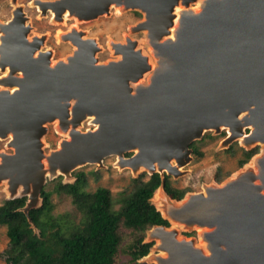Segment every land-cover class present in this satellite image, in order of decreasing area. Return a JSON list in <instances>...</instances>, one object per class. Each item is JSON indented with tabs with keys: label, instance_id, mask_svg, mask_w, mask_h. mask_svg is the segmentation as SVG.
Instances as JSON below:
<instances>
[{
	"label": "water",
	"instance_id": "water-1",
	"mask_svg": "<svg viewBox=\"0 0 264 264\" xmlns=\"http://www.w3.org/2000/svg\"><path fill=\"white\" fill-rule=\"evenodd\" d=\"M193 1L54 0L59 19L67 11L69 18L91 20L119 4L124 11L139 12L143 19L135 34L143 33L142 43L151 50L144 52L134 39L117 47L120 58L95 64L99 50L94 39L79 40L77 33V49L54 68L48 67L47 57H32L41 40L25 46L30 26L25 27L20 6L13 10L8 27L14 33L4 30L5 25L0 32V68L10 67L12 77L6 83L17 87L0 90V137L6 139L10 130L7 145L13 150L0 164V184L8 186L5 200L26 197L21 211L27 216L41 206L36 203L47 177L100 166L111 156L144 166L161 181L164 175L177 177L180 171L171 160L184 167L193 142L206 132L228 128L253 143H239L245 150L259 148L257 170L247 162L230 179L180 200L171 199L160 184L150 202L169 226H153L148 235L154 230L169 233L160 244L149 237L144 242L155 241V249L165 254L154 257L156 264H264V0H204L198 12L181 14L170 39L175 5L189 7ZM148 72L149 80L134 86ZM70 101L74 126L92 115L97 127L72 130L69 142L50 151L49 169L44 170L41 139L46 125L58 118L65 130ZM232 142L223 140L228 147ZM158 192L166 198L160 208L154 203ZM185 197L188 203L179 206ZM172 222L183 227L172 228ZM206 228L205 249L178 235L180 229Z\"/></svg>",
	"mask_w": 264,
	"mask_h": 264
},
{
	"label": "rangeland",
	"instance_id": "rangeland-1",
	"mask_svg": "<svg viewBox=\"0 0 264 264\" xmlns=\"http://www.w3.org/2000/svg\"><path fill=\"white\" fill-rule=\"evenodd\" d=\"M43 0H0V23H6L11 19V14L14 5L22 8L26 23L32 28L28 35H37L45 39L44 50H51L53 54V63L64 59L67 55L72 53L73 47L70 45L71 33L75 31L82 32L85 37L94 39L96 44L100 47L96 54L99 62L106 63L108 60H116L117 57L112 55L113 50L112 42L124 43L125 36L138 40L144 52H147L146 46L142 43L143 33L129 34L128 27L134 25L136 22L143 19V16L137 11L120 10L111 6L107 14H102L90 21H81V24L76 23L71 18H63L56 20L50 12L42 14L44 9H40ZM34 4V5H33ZM37 7V8H36ZM65 16V15H64ZM74 28V29H73ZM135 27H132L134 29ZM73 29V30H72ZM65 32V40L58 41L57 34ZM71 32V33H70ZM1 36V34H0ZM41 47V50H42ZM6 72V71H5ZM2 72L0 70V77ZM2 78V77H1ZM86 121H89L88 119ZM53 123V122H52ZM47 124L46 131L42 137V145L44 151L47 153L57 148L58 143L63 138L62 132L55 128L54 124ZM92 129L87 122L84 123L80 130L85 132ZM228 135V132H227ZM65 139L67 137L64 136ZM226 138V132L222 130L220 133L213 131L206 132L200 140L193 142L197 147L200 156L191 153V159L188 164L182 167L177 177L169 176L172 187L176 189H188L187 193H199L208 185L220 184L231 176L239 173L246 168H238L237 161L240 158V153L237 148L243 146L241 139H235L230 145H235V154L230 155L226 150L228 145L223 144ZM10 137L0 140V153L11 154L13 150L8 147ZM129 155V154H126ZM126 158V156H125ZM254 159L252 160L253 164ZM249 162V161H248ZM117 163L116 157H107L103 160L102 165H87L80 169L72 171L68 176L56 175L54 177H47L40 190L41 193L48 194L49 206L42 212L41 221L47 222L50 219L55 221L61 232L66 233L69 230L79 226L83 220L82 212L73 204L72 198L69 194L59 191V187L65 184H77L80 192L92 194L98 188L108 189L113 200L114 211L119 209L117 201L122 197V193H128L132 188V180L138 178L141 174L145 180L149 174L145 171H136L129 169L126 165ZM118 164V165H117ZM121 167V168H120ZM219 173L225 177L220 183L214 179L216 174ZM132 171V172H131ZM134 172V173H133ZM138 172V173H136ZM229 174L228 176H225ZM8 197L5 191V184H0V205ZM42 204V198L38 199L37 206ZM150 229L144 233L145 241L151 237H157L158 232H154L153 236L148 235ZM36 233V232H35ZM125 245L133 236L124 232ZM179 238L194 239L198 243L197 232L194 229H180L178 230ZM149 237V238H148ZM8 243V238L5 233V227L0 225V254L5 250ZM149 254L146 257L139 259L137 262L131 263L126 254H119L116 259L117 264H156L154 257L160 253L155 249V241H152ZM0 264H6L2 257H0Z\"/></svg>",
	"mask_w": 264,
	"mask_h": 264
},
{
	"label": "trees",
	"instance_id": "trees-1",
	"mask_svg": "<svg viewBox=\"0 0 264 264\" xmlns=\"http://www.w3.org/2000/svg\"><path fill=\"white\" fill-rule=\"evenodd\" d=\"M235 148L230 145L226 152L233 155ZM190 149L194 155H201L194 143ZM237 149L240 153L238 168L259 150L258 147ZM217 172L214 180L220 183L225 177L222 178L219 169ZM144 176L143 173L132 180L131 190L122 193L117 201L120 205L117 211L112 209L113 200L108 189L98 188L86 194L79 191L77 184L60 186L58 190L69 194L83 215L81 224L66 233L51 219L41 221L42 212L49 206L48 194L41 193V206L31 209L27 216L21 211L26 197L4 200L0 205V225L5 227L8 243L0 257L6 264H117L119 254H126L131 263L137 262L153 245L144 242V233L153 226H169L150 202L154 191L162 184L173 200L182 199L189 191L172 187L169 176L164 175L162 181L156 173L145 180ZM124 232L133 236L125 245Z\"/></svg>",
	"mask_w": 264,
	"mask_h": 264
},
{
	"label": "bare ground",
	"instance_id": "bare-ground-1",
	"mask_svg": "<svg viewBox=\"0 0 264 264\" xmlns=\"http://www.w3.org/2000/svg\"><path fill=\"white\" fill-rule=\"evenodd\" d=\"M43 1H45V2H43L42 4H41V6L39 7L40 9H44V10H42L43 11V13H47V11L48 12H50L51 13V15H53L54 17H56L55 15V8H54V5H55V2H54V0H43ZM204 0H195V1H193L192 2V4H190V6L189 7H186V6H184V5H182V3H178L177 5H175V7H174V9H173V12H174V15H175V17H174V25H173V27L170 29V35L168 36L170 39H173L174 38V30H175V28H176V26H177V24H178V21H179V19H180V17H181V14L184 12V11H188V9L189 10H191V11H193L194 13L195 12H198L200 9H201V6H202V2H203ZM34 5V4H33ZM15 6V8L16 7H18V5H14ZM114 8H118L119 9V11L120 10H122L121 8H122V6L119 4L118 6H116V5H114L113 6ZM15 8L13 9V10H15ZM37 8V7H36ZM12 13L13 14H11L12 16H11V18H13L14 19V17H15V12H13L12 11ZM42 13V14H43ZM64 15H63V17L65 18H69V15H68V12L67 11H65L64 13H63ZM57 18V17H56ZM55 18V19H56ZM71 19H73L76 23H78V24H81V21L78 19V18H76V17H74V18H72L71 17ZM94 19V18H93ZM93 19H91V20H93ZM11 20V19H10ZM10 20L7 22V23H0V32L2 31V28L4 27V26H2V25H5V28H4V30L5 29H8V31L12 34V33H14L13 32V29L12 28H10V27H8V25L10 24L9 22H10ZM86 21H90V20H86ZM84 22V21H83ZM138 22H140V21H138ZM138 22H136L134 25H132V26H129L128 27V31H129V34L131 35V34H135V32H136V30H135V28L134 29H132V27H136V24H138ZM27 23H25V25H26ZM27 26H29L28 24L25 26V27H27ZM74 29V28H73ZM72 29V30H73ZM31 31H32V28L30 27L29 29H28V33H27V35H26V38H25V41H24V43H25V46H29V44L31 43V42H34V41H36V39L37 40H41V42H39L38 43V45L35 47V51L33 50V55H32V57L33 58H39L40 56H41V54H40V56L39 57H34V56H36L37 54H39V49H40V47H42V46H44L43 44V37H40V36H37L36 34L35 35H33V36H31V35H28V34H30L31 33ZM9 32H8V34L7 35H9ZM63 33H65V32H59L57 35V38H58V41H62V40H65V37H66V35L65 34H63ZM71 33V32H70ZM73 33H75V37L78 35V34H76V33H79V38H78V36H77V38L79 39V40H82V41H84V40H90L91 38H87V37H85V34H83V33H80V32H78L76 29H75V31L74 32H72L71 33V35L73 34ZM1 34V33H0ZM3 37V35L1 34V36H0V39ZM70 39V45H72V47H73V50H72V54H73V52L77 49V47H76V44H75V40L76 39H73L72 38V36H69L68 37V40ZM124 40H125V44L127 43V42H134V39H132V38H129L128 39V36H125V38H124ZM95 41V40H94ZM110 42H112V44L111 45H113V50L111 49V52H112V55L113 56H115V57H117V58H120L121 56H120V54H116V51H117V47L119 46V45H121V44H124V43H120V42H122V41H119V42H114V41H110ZM95 43H96V41H95ZM138 44H139V42H138ZM96 48H97V50H99L100 49V47L96 44ZM139 48L141 49V46H139ZM148 50H147V52L149 53V52H151V50H149V48H147ZM48 54V57H47V64H48V67L49 68H54L55 66H56V64H58V60L57 61H55L53 64H49V62H50V54L51 53H47ZM72 54H70V55H67L64 59H62V60H60L61 62H65V61H67V59H68V57L69 56H71ZM102 62H99L98 60H96V62H95V64H101ZM149 63H150V65H151V68L153 69V67L155 66V60L154 59H151V61H149ZM154 65V66H153ZM0 70H1V72H2V78L0 77V90L1 91H5V90H7V91H9V92H12L13 90H16L17 89V87H14V86H10L9 84H7L6 82L7 81H9L10 80V78L12 77V76H10V74H11V71H10V67L8 66V65H5L4 66V68H0ZM6 71V72H5ZM150 73L151 72H148L146 75H144L143 76V78L142 79H139L135 84H134V86L135 85H137V84H140L141 82H145V81H148L149 80V78H150ZM72 101H70L69 102V104H68V110H67V118H66V120H65V122H66V127L64 128L65 130H63L62 129V124H61V122H60V120L58 119V118H55L51 123L52 124H54V126H55V128H56V130L57 129H59V128H61L63 131H62V136H63V138L61 139V141L58 143V145H57V148H60V144L62 143V142H64V141H66V142H69L70 140H71V136H72V134H71V131L73 130V131H75V129L76 130H78V131H80L81 132V130H80V126L81 125H83L84 123H88L89 125H92L93 126V128L95 129L96 127H97V123H95L94 122V119H95V117L94 116H85V119L84 120H82L81 122V124L80 125H78V126H74L73 125V122H72V120H73V109H71V106H72ZM243 115L244 114H241V115H239V118L241 119L242 117H243ZM89 120V121H86V120ZM249 128H251L250 126H249ZM226 129V137H228L229 139H231V140H234V141H236L235 139H241V141H242V143L244 144L243 146H245V147H249V145L250 146H252L253 145V143H251V144H248L249 142H248V137L246 136V134H244V135H241V136H233V134L231 133V131L228 129V128H225ZM60 130V129H59ZM61 131V130H60ZM72 131V132H73ZM227 132H228V135H227ZM10 137V139L12 138V134H11V132H10V130L8 131V133L6 134V136H5V138L7 139V137ZM64 136L65 137H67V139H65L64 138ZM4 138H1L0 137V140H3ZM10 141V140H9ZM8 140H7V142H9ZM261 147V146H260ZM49 153H50V151L49 152H45L44 150H43V152H42V158H41V164H42V167H43V169L44 170H48L49 169V157H50V155H49ZM4 154L5 153H2V154H0V164L2 163V160H3V158H4ZM7 154V153H6ZM3 155V156H2ZM261 156V154H259V155H255V156H253L252 158H251V160L248 162V166L250 167V168H252L254 171H256L257 170V161H258V159H259V157ZM113 157H115V156H113ZM119 159H120V162L123 164V165H126V167H128L129 169H132V170H136V171H148V168H146V167H144V166H139V167H134V166H132V165H130V164H128L127 162H125V161H122V159L121 158H117L116 157V160H117V163H119ZM254 159V161H253V164H252V160ZM104 160V159H103ZM121 163H120V166H121ZM118 165V164H117ZM156 165V164H155ZM170 165L172 166V167H174L177 171H179L180 169H181V167H179V166H177V163H176V161L175 160H171L170 161ZM87 166V165H86ZM84 167V166H83ZM80 168H82V167H80ZM80 168H78V169H80ZM121 168V167H120ZM157 167L155 166L154 167V170L155 171H157ZM150 171V170H149ZM160 171H167L166 169H162V170H160ZM134 173V172H133ZM8 186L7 185H5V191H6V193L8 194ZM164 201H166V198L160 193V192H158L156 195H155V197H154V203H155V205L158 207V208H160L163 204H164ZM188 201H189V197H185L184 198V200H182L180 203H179V206H184L186 203H188ZM172 228H182L183 227V225L182 224H180V223H176V222H172ZM209 229H196V232H197V235H198V243L196 244V247H200V248H203V249H205L206 248V241H205V239L202 237V233L203 232H205V231H208ZM158 232V235H157V237H153L152 239H155L156 240V242H157V244H160V240L161 239H163V238H165V236H166V233H169V231H161V230H154L153 232H151L150 234H149V237L150 236H153V235H151V234H153L154 232ZM151 238V237H150ZM180 240V239H179ZM160 255L161 256H165V254L161 251L160 252Z\"/></svg>",
	"mask_w": 264,
	"mask_h": 264
},
{
	"label": "flooded vegetation",
	"instance_id": "flooded-vegetation-1",
	"mask_svg": "<svg viewBox=\"0 0 264 264\" xmlns=\"http://www.w3.org/2000/svg\"><path fill=\"white\" fill-rule=\"evenodd\" d=\"M44 14H48V13H43V15ZM64 17L62 16V18L60 17V19L59 18H56V20H62ZM77 34V33H76ZM72 38L73 39H76L77 38V36L75 37V33H73L72 35ZM39 43V42H38ZM38 43H37V45H38ZM43 43H45V39L43 38ZM30 46L32 45L33 46V43L31 42L30 44H29ZM44 45V44H43ZM35 51V50H34ZM33 53L34 52H32V54L31 55H33ZM47 53H51L50 54V62H49V64H53V54H52V51L51 50H44V47H42V50H41V47H40V49H39V54H37L36 56H34V57H39L40 56V54H41V56L40 57H43V56H45V57H48V54ZM72 54V53H71ZM17 75H19V74H17ZM131 154H129V155H125L126 157H129Z\"/></svg>",
	"mask_w": 264,
	"mask_h": 264
}]
</instances>
